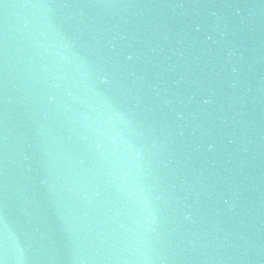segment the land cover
<instances>
[{
    "label": "water",
    "instance_id": "water-1",
    "mask_svg": "<svg viewBox=\"0 0 264 264\" xmlns=\"http://www.w3.org/2000/svg\"><path fill=\"white\" fill-rule=\"evenodd\" d=\"M0 264H264V0H0Z\"/></svg>",
    "mask_w": 264,
    "mask_h": 264
}]
</instances>
